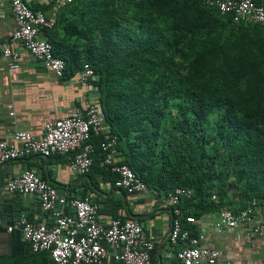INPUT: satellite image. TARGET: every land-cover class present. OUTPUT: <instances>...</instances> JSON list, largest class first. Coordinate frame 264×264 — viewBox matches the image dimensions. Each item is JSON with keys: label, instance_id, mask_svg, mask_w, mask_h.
<instances>
[{"label": "trees", "instance_id": "trees-1", "mask_svg": "<svg viewBox=\"0 0 264 264\" xmlns=\"http://www.w3.org/2000/svg\"><path fill=\"white\" fill-rule=\"evenodd\" d=\"M64 11L48 34L55 55L66 72L94 69L121 164L162 198L193 191L183 224L264 198V24L236 23L205 0H72ZM105 139L93 138L101 160ZM30 264L56 263L43 252Z\"/></svg>", "mask_w": 264, "mask_h": 264}, {"label": "built area", "instance_id": "built-area-1", "mask_svg": "<svg viewBox=\"0 0 264 264\" xmlns=\"http://www.w3.org/2000/svg\"><path fill=\"white\" fill-rule=\"evenodd\" d=\"M205 1L222 14L232 16L236 23L264 24V0ZM70 2L72 0H63L61 4ZM11 9L16 30L10 45L3 50V58L13 62L11 68H17L20 52L12 48L17 45L43 62L57 77H64L66 62L55 55L52 43L40 37L45 29L54 25V21L48 19L43 11L31 9L24 0H11ZM80 79L83 86L95 88L96 74L89 64L83 66ZM100 135L106 136L101 143L106 157L101 163L117 175L115 186L131 194L149 193L147 184L129 166L117 161L118 138L113 135L99 103L90 104L85 113L78 110L69 117L49 121L41 138L16 131L12 134V142L0 141V164L29 156L51 158L61 155L66 158L72 172L88 175L94 163L93 138ZM7 191L11 195L37 196L42 210L52 216L53 222L47 224L31 221L22 215L8 226L7 231L21 233L34 253H50L56 264H154V241L143 238L144 226L136 219L125 222L113 219L106 226L100 222L98 207L89 198L60 194L53 184L31 170L11 179ZM192 197V190L180 187L163 198L173 206L170 241L173 245H181L173 256L181 264H217L222 254L202 245L205 235L198 225L196 235L191 231V227L198 224L197 220L187 216L186 223L181 221L185 212L180 206ZM260 210H264V198H253L239 212L224 208L215 231L223 233L241 228L250 238L261 236L264 221L258 220Z\"/></svg>", "mask_w": 264, "mask_h": 264}, {"label": "crops", "instance_id": "crops-1", "mask_svg": "<svg viewBox=\"0 0 264 264\" xmlns=\"http://www.w3.org/2000/svg\"><path fill=\"white\" fill-rule=\"evenodd\" d=\"M24 1L54 21V25L40 35L51 43L49 35L53 33L58 19L67 14L64 9L69 3L62 5L63 0ZM15 30L11 0H0V141L9 143L16 131L41 138L49 121L69 117L78 110L85 113L90 104L98 103L99 98L96 88L83 86L80 73L66 72L64 77H57L43 62L17 45L12 48L20 52L18 67L11 68L13 62L3 58V50L10 45ZM59 34L60 38L63 37L62 28ZM63 42L68 51L74 44V41ZM11 113L14 115L11 116ZM97 151H100L99 147L94 152V167L90 175L72 172L66 158L61 155L48 160L29 156L0 164V264H14L15 259H19L21 264H30L34 253L21 233L8 232V226L22 215L34 222H53L52 216L42 210L37 196L8 193V182L27 170L53 184L60 194L89 198L98 207L100 222L106 226L118 213L121 219L140 221L144 226L143 238L153 239L155 244L153 263L181 264L173 256L181 245H173L170 241L173 206L157 193L128 194L118 189L114 184V175L102 173L101 169L107 167L102 166V153ZM122 160L123 153L119 152L117 161L121 163ZM219 218L220 212H208L198 219V226L205 235L202 245L222 254L217 264H264V233L256 238H250L241 228L217 233L215 226ZM258 220L264 221V210H260Z\"/></svg>", "mask_w": 264, "mask_h": 264}, {"label": "water", "instance_id": "water-1", "mask_svg": "<svg viewBox=\"0 0 264 264\" xmlns=\"http://www.w3.org/2000/svg\"><path fill=\"white\" fill-rule=\"evenodd\" d=\"M45 159H47V160H48L49 158H45Z\"/></svg>", "mask_w": 264, "mask_h": 264}, {"label": "bare ground", "instance_id": "bare-ground-1", "mask_svg": "<svg viewBox=\"0 0 264 264\" xmlns=\"http://www.w3.org/2000/svg\"><path fill=\"white\" fill-rule=\"evenodd\" d=\"M233 211V210H232ZM197 220V219H196Z\"/></svg>", "mask_w": 264, "mask_h": 264}]
</instances>
